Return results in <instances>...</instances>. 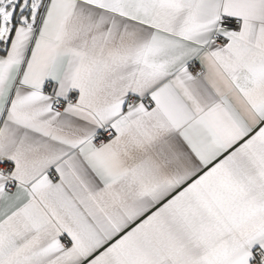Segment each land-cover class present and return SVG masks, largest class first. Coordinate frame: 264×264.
Segmentation results:
<instances>
[{"label": "snow or ice", "instance_id": "snow-or-ice-1", "mask_svg": "<svg viewBox=\"0 0 264 264\" xmlns=\"http://www.w3.org/2000/svg\"><path fill=\"white\" fill-rule=\"evenodd\" d=\"M0 264H264V0H0Z\"/></svg>", "mask_w": 264, "mask_h": 264}]
</instances>
